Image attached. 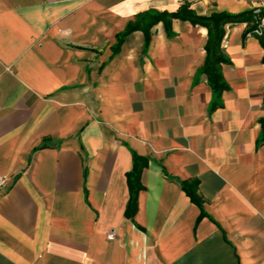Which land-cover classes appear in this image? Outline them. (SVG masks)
I'll return each instance as SVG.
<instances>
[{
	"label": "crops",
	"instance_id": "1",
	"mask_svg": "<svg viewBox=\"0 0 264 264\" xmlns=\"http://www.w3.org/2000/svg\"><path fill=\"white\" fill-rule=\"evenodd\" d=\"M199 15L264 0H0V264H264V49L227 24L219 100ZM142 188L131 199L129 175ZM202 208L183 188L195 187Z\"/></svg>",
	"mask_w": 264,
	"mask_h": 264
},
{
	"label": "trees",
	"instance_id": "2",
	"mask_svg": "<svg viewBox=\"0 0 264 264\" xmlns=\"http://www.w3.org/2000/svg\"><path fill=\"white\" fill-rule=\"evenodd\" d=\"M174 18L183 20H190L194 24H201L208 29V37L206 43L207 57L203 67V70L208 73L211 84L214 88L215 99L219 100L222 92L229 88V84L225 81L222 65L223 63H229L230 59L224 53L223 50V38L225 35V26L227 24H235L246 22L247 26L244 31V37L248 34H255L260 41L261 46L264 49V8L259 11L255 9H249L240 13H231L226 11L213 12L209 15H199L191 7L189 3L182 4L176 11L147 9L137 14L135 21H130L127 28L120 36L121 41L131 31L138 27H142L145 33V48L148 47L151 40V28L164 21L168 29V33L171 34V22ZM261 29V33H255V30ZM264 63V55H263ZM261 132L259 137V143L264 141V117L260 118ZM140 171L135 168L129 175V181L131 186V199L128 206V212L133 210L137 204V195L142 188L140 184ZM195 187H186L183 183V188L191 196L192 200L197 203L201 208L203 206V200L197 193L198 181H195Z\"/></svg>",
	"mask_w": 264,
	"mask_h": 264
},
{
	"label": "built area",
	"instance_id": "3",
	"mask_svg": "<svg viewBox=\"0 0 264 264\" xmlns=\"http://www.w3.org/2000/svg\"><path fill=\"white\" fill-rule=\"evenodd\" d=\"M255 33H261V29L255 30ZM8 178L6 176L0 175V192L7 186Z\"/></svg>",
	"mask_w": 264,
	"mask_h": 264
}]
</instances>
